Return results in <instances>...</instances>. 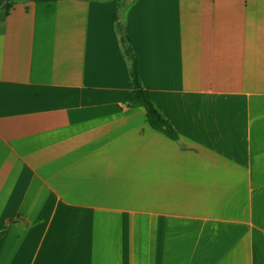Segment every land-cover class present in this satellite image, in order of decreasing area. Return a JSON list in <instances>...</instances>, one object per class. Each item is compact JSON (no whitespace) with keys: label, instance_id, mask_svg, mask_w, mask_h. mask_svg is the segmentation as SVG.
Here are the masks:
<instances>
[{"label":"crops","instance_id":"0c3cea01","mask_svg":"<svg viewBox=\"0 0 264 264\" xmlns=\"http://www.w3.org/2000/svg\"><path fill=\"white\" fill-rule=\"evenodd\" d=\"M0 264H264V0L0 9Z\"/></svg>","mask_w":264,"mask_h":264},{"label":"trees","instance_id":"16d2710c","mask_svg":"<svg viewBox=\"0 0 264 264\" xmlns=\"http://www.w3.org/2000/svg\"><path fill=\"white\" fill-rule=\"evenodd\" d=\"M17 0H0V9H5L7 12L12 8ZM36 1H56V0H36ZM121 43L124 49L126 56L130 61V78H131V91H130V107H143L146 114V119L149 125L155 130L163 133L170 139L176 140L177 135L169 124L168 121L164 120L159 112L156 110L150 94L142 87L139 80L138 73V61L137 56L134 53L131 46L128 44L127 38L125 35L121 36Z\"/></svg>","mask_w":264,"mask_h":264}]
</instances>
